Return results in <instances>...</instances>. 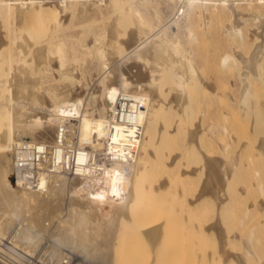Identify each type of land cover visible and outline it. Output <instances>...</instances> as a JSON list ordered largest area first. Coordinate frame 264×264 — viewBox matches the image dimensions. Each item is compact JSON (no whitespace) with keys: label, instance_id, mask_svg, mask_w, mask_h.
<instances>
[{"label":"bare ground","instance_id":"obj_1","mask_svg":"<svg viewBox=\"0 0 264 264\" xmlns=\"http://www.w3.org/2000/svg\"><path fill=\"white\" fill-rule=\"evenodd\" d=\"M248 43L256 44L250 57L216 52V45L239 52ZM261 83L264 0H0V261L181 264L183 241L203 236L206 248L219 223L204 224L201 235L198 209L215 198L219 217L230 211L240 166V154H228L235 138L216 140L229 128L204 126L206 108L224 86L241 95L237 101L228 92L220 103L246 108ZM205 136L223 157L211 153ZM24 144L39 150L35 185L11 178ZM200 172L207 178L198 192ZM259 188L264 209V183ZM175 212L181 217L173 224ZM170 232L181 239L166 240ZM251 233L242 253L221 249L217 257L262 264L263 250H254L260 238ZM230 237L240 235L221 240ZM143 242L149 256L136 253ZM207 253L203 264H219L217 252Z\"/></svg>","mask_w":264,"mask_h":264},{"label":"rangeland","instance_id":"obj_2","mask_svg":"<svg viewBox=\"0 0 264 264\" xmlns=\"http://www.w3.org/2000/svg\"><path fill=\"white\" fill-rule=\"evenodd\" d=\"M216 1H220V0H216ZM230 1H235L236 3H238V2H245L246 0H243V1L242 0H230ZM248 1H250V0H248ZM248 44L246 45L247 50L244 49V51H246V52H244L243 50L238 52L237 49L234 48V46L233 47L232 46H230V47L225 46V48L228 47V48H226L228 50H226L225 48H223L224 45H216V49H217L216 52L220 51L219 53H225V52H230V51L232 52L233 51L236 55H246V57L247 56L250 57L254 47H256V44L255 45L253 43H248ZM230 48H232V50ZM243 48H245V47H243ZM241 52H242V54H240ZM208 74H209V77L211 78V80L216 81L215 79L219 80V78H220L219 75H217L215 72H209ZM208 74H207V76H208ZM238 82H239V80L237 81V83ZM221 88H222V90H221ZM221 88H220V91L218 94L219 97H217L218 99H220V100L217 99L219 102L216 101V103H215L216 105L212 104L211 106L209 105L210 107L208 105H207V108L205 107L207 109V113H206L207 118H205L203 124H204V126H208L211 123H218L222 126L228 127L230 130L229 131L230 134L227 136H224L225 138L222 137L223 139L221 137L220 138L217 137L218 139L216 138V140H218V142L219 141L220 142L221 141L226 142V140H229V136H230V139L235 138L234 142L235 141L237 142V144L236 143L232 144L233 147L231 146L232 148H230L229 152H228V154H230V155L240 154V156H239L240 166H238L239 170L237 169L236 173L234 174V175H236L235 179H234V176L232 177L233 179L231 180V183L233 185H231V183H230L231 186H230L229 191H228V192H230L228 194V197H231L230 199H233V197H234V199L232 200V203L234 200H235V203H233L234 204L233 205L231 202H228V204L230 203V205L228 206L229 207L228 210H230L231 213H230V211L228 213L226 212V213L222 214L220 217L217 214L218 202L215 200V198L207 201V204H205V206H203L204 210L198 209V213H197V215H198V232L201 233V235L203 234L201 226H203L204 224L206 225L207 223L213 222L212 220H214V222H217L221 225L216 223L217 224V230H219V233H217L218 231H216V233L209 235L208 240L206 239V243H208L209 245H207L205 243L206 248H203V245H204L203 242L205 241V240H203L204 239L203 236H202L203 238L200 237L199 235H198L199 236L198 238L197 237H191V236H193L192 232H190V230L188 231V233L190 232L189 234L191 235L190 236L191 238L189 237L190 238L189 239L188 237H186V241H187V239H188V241H192L191 240L192 238H197L199 244L197 242H195L197 240H194V242L192 241L189 244H187V243H185V241H183L184 248L182 247V245H180L178 247L179 251L182 249H183L182 252L185 253V251H186V253H185L186 258L188 256L191 257V259H190V257H188L189 260L185 261L186 259H184V253L181 252L183 254V255H181V257H182L181 260L186 262V264H189V263L194 264L193 261L194 262L198 261L197 263L200 264L203 260V259L201 260L202 256L203 255L205 256V254H208L207 252H209L211 254H213V252H217V254L215 253L216 255L213 254L215 257V260H216V259L220 258L217 256H218V253L221 251V249L225 253H228V252L229 253L230 252L242 253L241 251H242L244 242L246 240H248V238H246V237H248V235L250 236L252 234L251 233L252 231L254 234L256 233L254 238H256V239L260 238V241H259L260 243L256 239H253V242H254V240H256L258 242L256 245H254V246H256L254 248V250L256 252H258V250H260V251L263 250L262 252H264V223H263L264 222V209L262 207H259L260 205L257 206L258 202L263 201L262 200L263 196H262V193L260 192L261 190H259L260 189L259 188V182H260V184L264 183V151L260 150L261 148L264 147V145H262V142L264 144V140H263L264 139V83L257 85V87L254 89L253 93L252 94L250 93L251 96L249 95L250 96L249 103L247 105H245L246 108L242 107L243 109H241L238 102H235L234 104H229L227 106H226V104H221L222 103L221 100L223 101L229 95V93H231V95H233L236 98V100L238 101L240 98V95H241V90L229 89L231 87L228 88L225 86L221 87ZM225 89H227V90H225ZM223 96H224V98H223ZM223 106H225V107L223 108ZM216 112L219 115H222V117L219 116L218 114H216ZM223 112L227 113V114H224ZM198 116L199 117L201 116V112H198ZM197 119H199V122H200V118H198V117L195 118V122L198 121ZM218 119H220L221 121H219ZM210 120H211V122H210ZM192 123H193V121H192ZM192 123L190 122V124L188 123L187 125H189L190 127H193ZM186 129H187V127H186ZM186 129H185V131H187ZM184 133L186 134V132H184ZM231 133H233V134H231ZM185 134H182V136H184ZM182 136L180 138H178L180 140L179 146H181V148H185L184 146H186L188 142H187V140L183 141L184 137H182ZM232 137H234V138H232ZM186 139H187V136H186ZM204 140H206V143L208 142L207 147H208V149L209 148L211 149V153L213 155H221L223 157V154H221L222 153L221 149L218 148L219 145H217L216 140L214 141L215 144H213L212 140H214V138H211V137L208 138V136H205L203 139V142H205ZM210 144L212 146H210ZM260 145L263 147H261L259 149L258 147ZM212 147H215V148L212 149ZM243 150H244V152H242ZM214 151H216L217 153H214ZM242 153H243V155H242ZM191 157L193 158V156H191ZM191 157H190V159L187 158L186 163H188V161L191 162V160H192ZM225 158H227V157H225ZM193 163H194L193 165H196L195 161H193ZM241 163H243L244 165ZM186 165L189 166V163ZM193 165L191 164V166H193ZM204 178L206 180V178H207L206 173L200 172L197 180L194 181L196 186H193V184H192V186L195 188L194 189L195 191L197 188H198V192L200 191V187H202V185H203L202 183H205V180L202 182V180ZM12 180H13V178H12ZM13 183H14V180H13ZM244 185H245V187H243ZM192 186H191V190H190V188L188 189L189 192L191 191L190 193L188 192L189 193V194H187L188 197H190L195 192L193 190ZM239 188H242V189L245 188V189L241 190ZM217 189L215 191L216 193L218 192ZM241 193H243V194H241ZM222 196L226 197L223 194H222ZM225 207H227V205ZM249 207H251L250 212H249V210H247ZM187 208H188V206L186 208L182 209L184 218L191 216V214H189V210ZM260 208H262V209H260ZM226 210L227 209H224V207H223L222 209H219V212L223 213V211L225 212ZM179 212L182 213L181 209L179 211H177V214L181 215ZM247 214H248V216H247ZM173 215H174L173 216L174 219L172 220L171 217H170V219L174 222L173 224H175V218L179 219V217H181L182 215L178 216V215H176V212ZM177 216H178V218H177ZM218 217L220 218L219 219L220 222H218L219 221ZM216 219H217V221H216ZM199 226H200V228H199ZM218 227H219V229H218ZM254 231H256V232H254ZM183 233L184 232H181V235H183ZM185 233L187 234V231H185ZM185 233H184V236H187V235H185ZM169 234L171 235L172 232H170ZM225 234H229V236L234 235V234H239L240 238L231 239V237H230V238H227L229 244L227 243V240L223 243V241L221 239L223 238V236H225ZM214 235H215V237L213 238ZM173 236L176 238L175 240L181 239L180 235H179L180 237H178V236L176 237L175 235L172 234L166 240L172 241L171 239L174 238ZM241 237L244 239L243 242L241 241V240H243ZM183 238H185V237H183ZM245 238H246V240H245ZM46 239H45L44 244H47L48 242H50L49 241L50 238H48L49 240H46ZM200 240H203V242L202 243L199 242ZM46 241H47V243H46ZM255 243L256 242H254V244ZM190 244H195L194 245V246H196L195 250H196V248H198V249L200 248V249L199 250L197 249V251L195 252V250H191L192 248L189 249ZM187 245H188V247H187ZM143 246H144V248L142 247L141 250H138V251H140V253H138V252H136V253L144 255L143 253L146 250L147 253H145V255L149 256L150 253H149V250H147L146 246H148V245L146 244V242H143ZM145 247H146V249H145ZM167 247H169V246H167ZM128 248H130V247H128ZM202 248H203V250H201ZM204 249H205V252H204ZM123 250H121V253L124 251L126 253V254L124 253L123 256H127L130 253L129 249L126 250V248H125V250L124 251ZM170 250H172V249L169 248L168 251H170ZM189 250H191V252L193 251L196 254V255L195 254L194 255H195V257H197V259L192 257V256H194V255H192V253H190L191 255L189 254ZM243 251H244V248H243ZM201 252L203 254H201ZM148 253H149V255H148ZM171 254H173V253H171ZM261 254H263V255H261ZM261 254L258 253L257 256L260 255L259 257L261 259H263L264 253H261ZM198 257H200V259H198ZM142 259H144V258L142 257ZM220 259L217 260L218 262H216V261L215 262L219 263V264H221V262H222V264H228L230 262V261L225 260L224 257H222L223 261H222V259L221 260ZM191 260H193V261H191ZM183 261H181V264L182 263L185 264ZM188 261H190V262L188 263ZM262 261H263L262 264H264V259ZM254 262L255 261H253L252 264H254ZM234 263H231V264H234ZM0 264H6V263H4L3 261H0ZM169 264H174V263L172 261ZM201 264H203V262ZM208 264H211V263H208Z\"/></svg>","mask_w":264,"mask_h":264},{"label":"built area","instance_id":"obj_3","mask_svg":"<svg viewBox=\"0 0 264 264\" xmlns=\"http://www.w3.org/2000/svg\"><path fill=\"white\" fill-rule=\"evenodd\" d=\"M39 161L40 155L38 149H34V147L26 144L20 146L16 153V169L11 177L14 183H17L18 179L24 177L32 185H35L41 171L37 165Z\"/></svg>","mask_w":264,"mask_h":264}]
</instances>
